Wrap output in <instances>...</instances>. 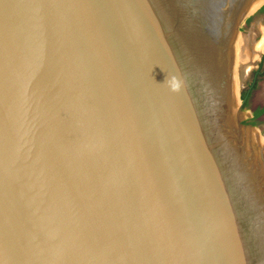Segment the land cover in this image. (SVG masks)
Listing matches in <instances>:
<instances>
[{
    "label": "water",
    "instance_id": "obj_1",
    "mask_svg": "<svg viewBox=\"0 0 264 264\" xmlns=\"http://www.w3.org/2000/svg\"><path fill=\"white\" fill-rule=\"evenodd\" d=\"M249 7L264 29V0H0V264H264Z\"/></svg>",
    "mask_w": 264,
    "mask_h": 264
},
{
    "label": "rangeland",
    "instance_id": "obj_2",
    "mask_svg": "<svg viewBox=\"0 0 264 264\" xmlns=\"http://www.w3.org/2000/svg\"><path fill=\"white\" fill-rule=\"evenodd\" d=\"M259 27L260 26L254 19L253 9L240 21L237 28L238 31L242 33L247 34L251 32L254 43L255 40L260 36V32L257 33V29ZM247 60L236 66L237 77L240 83V99H243L242 94L244 92H248L246 103L242 105L240 110V122L244 124L243 128H247V124L253 125L254 127L250 129L253 130L257 141H264V111L260 112L258 115H256L254 112V109H256L258 106L264 105V50H260L257 52L254 58H248ZM256 70H259L261 74L258 76L256 84L252 86L253 72ZM259 148L262 150V157L264 160V147Z\"/></svg>",
    "mask_w": 264,
    "mask_h": 264
},
{
    "label": "bare ground",
    "instance_id": "obj_3",
    "mask_svg": "<svg viewBox=\"0 0 264 264\" xmlns=\"http://www.w3.org/2000/svg\"><path fill=\"white\" fill-rule=\"evenodd\" d=\"M253 10V7H249L245 16ZM244 16V17H245ZM251 31V30H250ZM260 32V36L253 43L252 33H242L237 31L235 36L232 35L231 28L228 34V62L231 75V82L236 98L237 115L238 119L241 117L239 106L241 103L240 92H239V79L237 77L236 66L242 64L248 58L252 59L255 57L257 52L264 50V29L259 27L257 33ZM255 36V35H254ZM253 43V44H252ZM248 61V60H247ZM241 132L245 143L249 149L252 159L259 172L261 188L264 190V160L262 157V150L259 147H264V141H257L253 130L247 128H241Z\"/></svg>",
    "mask_w": 264,
    "mask_h": 264
},
{
    "label": "flooded vegetation",
    "instance_id": "obj_4",
    "mask_svg": "<svg viewBox=\"0 0 264 264\" xmlns=\"http://www.w3.org/2000/svg\"><path fill=\"white\" fill-rule=\"evenodd\" d=\"M261 73H260V71L259 70H256V71H254L253 72V80L256 78H258V76L260 75ZM252 80V81H253ZM252 85V84H251ZM248 97V96H247ZM243 99H244V102H245V100H247V98L245 99V97H242ZM263 109V111H264V105H262V106H258L256 109H254V112L256 113L258 110H262ZM260 114V113H259Z\"/></svg>",
    "mask_w": 264,
    "mask_h": 264
},
{
    "label": "trees",
    "instance_id": "obj_5",
    "mask_svg": "<svg viewBox=\"0 0 264 264\" xmlns=\"http://www.w3.org/2000/svg\"><path fill=\"white\" fill-rule=\"evenodd\" d=\"M256 81H257V79L255 78L254 80H253V82H252V86H254L255 84H256ZM242 96L243 97H245V99L247 98V96H248V92H244L243 94H242ZM246 103V100H245V102H244V104ZM263 111V109L262 110H258L255 114L256 115H258L260 112H262Z\"/></svg>",
    "mask_w": 264,
    "mask_h": 264
}]
</instances>
